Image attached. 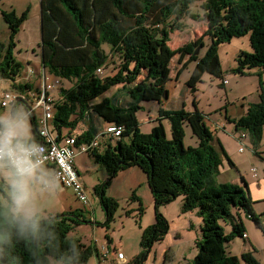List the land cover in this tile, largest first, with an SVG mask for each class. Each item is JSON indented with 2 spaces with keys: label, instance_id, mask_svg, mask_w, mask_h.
I'll list each match as a JSON object with an SVG mask.
<instances>
[{
  "label": "trees",
  "instance_id": "obj_1",
  "mask_svg": "<svg viewBox=\"0 0 264 264\" xmlns=\"http://www.w3.org/2000/svg\"><path fill=\"white\" fill-rule=\"evenodd\" d=\"M39 2L42 68L71 83L70 87L60 90L61 99L54 101L51 126L58 133L57 140H60L61 130H74L79 122L90 116V121L96 118L97 124L90 132L74 135L76 145L104 135L110 125L123 128L121 135L113 139L116 142L113 147L108 145L102 152L97 147L89 150L94 162L103 167L107 175L106 182L94 188L106 214L104 225L112 220L118 206L115 199L105 196V188L116 174L137 167L146 177L154 204V223L141 233L140 252L123 264H144L153 244L163 240L168 232V222L159 208L178 197H181L180 212H195L201 220L200 237L194 242L196 256L185 264H240L241 261L259 264L254 256L255 249L247 242L243 218L252 220L262 229L260 217L264 214H255V202L242 177L243 187L218 182L223 159L232 166L233 163L206 126L204 115L197 108L191 112L159 108L155 119L158 123L154 122L149 133H141L136 114L142 110L144 101L159 104L167 99L165 83L175 55L182 64L177 77L188 62H195L186 82L191 94L204 74L223 83L224 75L246 76L250 70L257 69L259 101L249 103L240 118H227L236 131L246 134L255 152L264 128V0ZM196 2L201 15L190 9ZM0 14L9 30V44L0 42V78L14 81L20 64L13 59L11 48L14 36L27 19L28 10L20 17L13 11ZM186 18L206 22L204 36L209 38V44L202 56L195 54L198 46L204 47L201 39L187 42L176 50L168 46L170 34L183 31ZM247 34L252 53L238 52L236 66L222 70L218 46ZM115 57L118 59L116 65ZM185 57L189 58L188 62L182 63ZM98 69H101L100 74ZM219 86L223 88L222 84ZM115 87L123 97L119 99L117 93L105 96ZM18 103H25V100L18 97L13 106ZM29 115L32 141L36 143L39 141L36 122L34 114ZM163 118L171 123L170 137L161 123ZM186 121L197 139L193 146L183 143V122ZM101 123L105 124L103 130ZM1 186L2 182L0 190ZM140 213L141 208L138 217ZM225 218L231 226L227 234L218 223ZM82 223L87 222L80 209L48 215L41 220V229L35 239L18 237L10 229L6 240L0 242V264H86L93 254L97 255V246L83 244L69 236ZM237 237L249 245L239 257L228 250L229 243Z\"/></svg>",
  "mask_w": 264,
  "mask_h": 264
},
{
  "label": "rangeland",
  "instance_id": "obj_2",
  "mask_svg": "<svg viewBox=\"0 0 264 264\" xmlns=\"http://www.w3.org/2000/svg\"><path fill=\"white\" fill-rule=\"evenodd\" d=\"M198 7L199 3L196 2L190 6V9L192 12L201 15ZM12 10H16L18 17L28 10L27 19L23 22L24 24L22 23L23 27L19 28V31L14 36V45L11 48V55L13 59L20 64L19 73L14 76V83L24 84L27 83L28 80L26 72L29 67L38 65L34 60H32L31 57L35 54L32 51L33 49L34 52L37 50L40 52V46L38 43L40 40V2L39 0H32L31 2L29 0H0V13L1 11ZM183 23V31H175L170 35V42L168 43V46L171 50H176L184 46L187 42L196 41L199 39L203 40V42H205L207 45L209 44V38L204 36V32L206 30V22L204 20L195 22L186 18L183 20ZM0 42L4 45L9 44V30L6 27L5 22L2 20L1 15ZM103 47L107 48L106 45ZM250 48L249 34L240 38H234L229 43H223L219 45L218 56L219 60H221L222 70L226 71L231 66L235 67V59L238 55V52H240V50L244 52H250ZM204 51L205 49L200 48L199 55H203ZM28 57L29 59L27 60ZM178 58L179 56L175 55L170 62L171 71L169 79L165 83V89L170 92V95H174L176 100H179L180 105H182L180 109H183L184 112L187 110H189L188 112H191L197 108L201 114L204 115V122L211 133H213L214 129V127L210 124L211 119L218 120L220 118L224 120L225 123L227 121V141H225L224 144L225 148L229 151L233 158L238 156L242 157L245 155L247 160L248 158L246 153L249 154L250 162H247V168L254 166L258 170L259 179L262 178L264 175V161L261 162L262 164L260 163V160L255 155L252 147L248 145V142L239 140V136L234 137V128L233 126L228 125L227 120V118L232 115L234 109L236 110V116L239 114L238 112L241 109L239 105L242 101V99H240V94H245L244 96L251 95L249 97L250 100L257 101L258 96L252 87V81L249 79H240L230 76V86L228 87V90L231 89V92L228 93L227 99L223 93V88L216 86L215 83L210 82V80H216V78H213L208 74H204L201 77L200 82L196 84V91L192 94L189 92L186 100L183 101L184 92L188 90L185 86V83L189 79L194 69L195 62H188V57H185V59L182 60V63H188L181 69L179 73V79H177L176 83L175 77L177 70L182 67V64L178 63ZM113 62H115L116 65V63H118V59L115 57V61ZM35 66L32 68L38 67ZM45 71L46 70H44L46 83L53 85L51 92H59L60 89L70 87V82L61 80ZM33 79L34 77H32V81ZM11 82L13 81L0 78V93L7 91L9 93L16 94L14 93V85ZM117 89L118 87L112 88L105 95L109 96ZM116 93L118 94L119 99L121 96L123 97V95H121L122 92L119 90H117ZM155 105L158 106L156 101H144L141 103L142 110H139L136 114L138 128L141 133L150 132L152 127L151 124H147V118L152 117L154 110H157V108L155 109L154 107ZM11 108L12 105H9L5 108L0 107V116L3 117L5 114L6 116L10 114ZM16 108L17 112H24V105L22 103H18ZM35 114L39 116V110H36ZM162 120L165 121V128L168 137H170L171 123L166 118H163ZM156 121L158 123L159 120H154L155 123ZM183 131L184 145H195L194 141H197V139L192 135L187 121L183 122ZM124 140L128 141V137H125ZM97 142L98 145L96 147L100 152L104 151L108 145L113 147L116 144V142L111 140L107 135H99ZM243 145L245 146L244 150L239 151V148ZM76 157L80 175L86 186L89 205L86 206V208L78 199H76L74 192L70 191L69 189L62 190L56 195L54 192L58 190L46 188L40 192L37 197L40 210V220L45 219L51 212H60L62 209H65L68 204L73 205L74 208L76 206L78 210H82L84 220L87 223H82L76 227L69 233V236L79 239L83 244L90 246L96 245L98 250L105 251L106 247L110 246L111 250L114 252V254L112 251V254H107L108 256L106 259L102 257V254L100 258H97V256L93 254L88 259L86 264L116 263V255L118 251L122 252L125 256V263H129L133 258H131V256L135 252L139 253L141 250V233L144 229L148 228L154 223V204L146 182L145 174L139 168H134L137 172H132L125 169L119 171L110 181V183L105 188V196L115 199L118 206L114 212L112 220L104 225L106 222V214L100 205L99 198L95 194L94 188L106 182V172L103 167L94 162L89 152L78 154ZM249 174L253 179H255L250 169ZM45 177L49 181V185H51V174L48 172ZM248 178L252 180L250 176ZM1 182L2 181H0V183ZM240 182L242 183V186H244L241 180ZM143 189L146 190V193L143 191ZM4 193L5 189L3 186H1L0 198H2ZM180 199L181 197H178L173 202L159 208L161 214L168 222V232L164 235L163 240L153 244L144 264H162L164 253L171 252V246L174 244L177 245L173 248L174 251H178L180 253V260L178 263L173 264H185L192 261L196 256L197 250L193 244V241L191 237L186 235L190 234L194 237L195 231L189 229V226H187V219L184 218L185 215H182L180 212ZM263 202L264 201L258 203V208L264 209ZM139 208H141V213L138 217ZM243 222L246 225L245 233L248 236L250 235L252 238V245L255 249L254 256L258 260L259 264H264V226H262V230L258 228L252 220H248L245 217L243 218ZM218 223L223 228L225 234L231 231L230 221L228 218L221 219ZM180 232L183 233L184 237L181 238L180 241H176V235ZM235 239L229 243L228 250L229 252H232L231 254H238L237 256L239 257L240 250L244 245V240L239 237ZM182 258H185L184 261ZM240 264L245 263L241 261Z\"/></svg>",
  "mask_w": 264,
  "mask_h": 264
},
{
  "label": "crops",
  "instance_id": "obj_3",
  "mask_svg": "<svg viewBox=\"0 0 264 264\" xmlns=\"http://www.w3.org/2000/svg\"><path fill=\"white\" fill-rule=\"evenodd\" d=\"M29 1L31 2L32 0H29ZM12 11L15 13L16 16L18 15L16 10H12ZM6 12H11V11H6ZM195 22H197V21H195ZM23 24L21 25L20 28L23 27ZM38 43H40V40H39ZM203 43H204V47L202 49L206 50L207 44L205 42H203ZM39 50H40V52L38 50L35 51V52H34V49L32 50L33 53H35V54L31 58H32V60H34L38 64V65H36L38 67L37 68H32V67L35 66V65H33L32 67H29V69L27 70V72H26L27 74L26 75H27V78H28V80H27L28 84L27 83H24V84H18L17 83L16 84V83H14L15 81L11 82L14 85V93H16L18 96L23 98L25 100V103H26L27 107H28V108L26 107L25 103H22L24 105V113H25V115L27 117V120H28L31 139L33 137V132H32V129H31V118H30V115L28 114V111H29L30 108L33 107L34 98L38 94V92L40 90V87H41V84H42V79H41L40 73H41V69H43V68H42V63H41V49H39ZM250 52H251V48H250ZM28 59H29V57L27 58V60ZM220 63H221V60H220ZM233 67L234 66L229 67L228 70L233 68ZM257 73H258L257 69H252V70L249 71V74L246 75V76L231 75V74L230 75H224V80L225 81L223 83H222V81H219V80H210V82L215 83L216 86H219V85L222 84L223 85V93L225 94L226 98L228 99V93L231 92V89L228 90V87L230 86V82H229L230 76L236 77V78H240V79H249L250 81H252V87H253L254 91L256 92V94L258 96V77H257ZM44 75H45V73H44ZM32 77H34L33 81H32ZM177 79H179V76L175 77V82L176 83H177ZM35 81H37V82H35ZM185 86H186V83H185ZM24 89L25 90L27 89V91H24ZM116 91H113V93H111V95L116 93ZM166 91L168 93L167 99L166 100L165 99L162 100V102L159 103L158 106L155 105L154 107H155V109L157 108V110H154V113H153L152 117L147 118V122H148L147 124L148 125L151 124V127H153L154 124H155L154 120L157 118V114H158L157 112H158L159 108H162L163 110H166V111H175V110H179L182 107V105H180V103H179V100H176L174 95L173 96L170 95V92L168 90H166ZM4 92H7V91H4ZM2 93H0V98H1ZM180 93H181V91H180ZM188 94H189V90L184 92V95H183V99L184 100L183 101L186 100V97L188 96ZM51 95H52L54 101H57V100L61 99L60 91L59 92L58 91L51 92ZM244 95L245 94H240V96H241L240 99H242V101H241V103L239 105L240 108H241L240 111L238 112L239 114L236 116V114H235L236 110L234 109L232 115L229 116L230 119H238V118H240L241 116H243L246 113L247 106H248L249 103H256V102L259 101V98H257V97H256L257 101H255V100H250L249 97L251 95H249V96L248 95L244 96ZM96 100H98V99H96ZM16 106L12 105L13 110H10V114L7 115L8 117L12 116L14 113L17 112ZM187 111H189V110H187ZM35 112L33 114H34V119H35V122H36V126L38 127V120H39V118L41 116V113L39 112V116H37L35 114ZM2 115H4V114H2ZM7 116L5 114L3 117H7ZM90 119H91V116L90 117H86L83 121L79 122L78 125L76 126V129L74 131L73 130L69 131L67 129L61 130V133H60V136H59L60 140H61V138L65 137V136H68V135L74 136V135L80 134V133H82L84 131H89L90 132L94 128V126L97 124L96 118H93L92 122L90 121ZM161 123L163 124V126L165 128V126H166L165 121L162 120ZM226 123H227V121H226ZM226 123L224 122V120H222L220 118L218 120H213V119L210 120V124L214 127L213 133H214L215 138L221 143V145H222L223 149L225 150L227 156L229 157V159L233 163V166H232V165L229 164V162L226 159H223L222 165L219 168V175H218V179L217 180H218L219 183H232V184H236V185H238L240 187H243L242 183L240 182V180H241L240 178L242 177L244 179V181L246 182L247 192H248L249 196L251 197L252 201L255 202L254 205H253V210H254L255 214H257V215L262 214V213L264 214V209L258 208V203L261 202V201H264V175H263L262 178L259 179L258 170L254 166H251L250 168H247L248 167L247 166V162H250L249 154L246 153V156L248 158L247 160L245 158V155L242 156V157L238 156V157L233 158L231 156V154L229 153V151L225 148L224 144H225V141H227V134H226L227 124ZM99 125L101 127V130H103L105 124L101 123ZM228 125L233 126V128H234L233 130H234V133H235L234 137H236V136L238 137L241 132L236 131L235 127H234V125L232 123L228 122ZM165 131H166V128H165ZM51 132H52L53 135L58 136L57 131H55L52 126H51ZM166 133H167V131H166ZM244 141L248 142V145L250 147H252L250 142L247 139L244 140ZM97 145H98V142H96V146ZM252 149H253V147H252ZM255 155L260 160V163L262 161H264V128H263V131H262L261 141H260L258 147L255 149ZM76 160H77V157H75L74 165H75V167H76V169H77V171H78V173L80 175V172H79V169H78V166H77L78 164H77ZM134 168H137V167H132V168H129L127 170L132 171V172H137V171H135L136 169H134ZM249 169H250V171H251V169L255 170V173L254 174L252 173V175L257 180L253 179L252 176L249 174ZM41 170L44 173V175H46L48 172L51 174V185H49L47 188H51V189L53 188V190H58V191H55L54 194L57 195L62 190H68L69 189L67 187H62L61 185L56 184V182H55V180L53 178L54 168L51 165H43V166H41ZM129 171H125V172H129ZM249 176L252 178V180H250L248 178ZM80 178H81V181L83 182V179H82L81 175H80ZM84 185H85V183H84ZM69 190L72 191L71 189H69ZM143 191H145V193H146V190L143 189ZM180 206H181V199H180ZM76 209H77L76 206L74 208L73 205L68 204L65 207V209H62L60 212H54V213L51 212L48 215L65 213V212L73 211V210H76ZM184 215H185L184 218L187 219V224H188L187 226H189L190 230L195 231V236L193 237L190 234H186V232H185V234L188 235L189 237H191V239L193 241V244H194L195 240L200 236V230L199 229H200V225H201V220H200V218H198L196 216L195 212L185 213ZM245 228H246V225H245ZM246 236H247L248 244L253 246L252 245V238L250 237V235L248 236L246 234ZM183 237H184L183 233L180 232L179 234L176 235V238H177L176 241H180V239L183 238ZM249 245H247V244L243 245L242 249L240 250V255L244 251L249 249ZM176 246L177 245H175V244L172 245L171 246L172 247L171 252L164 253L162 264H173V263H178L179 262V260H180L179 254L180 253L178 251H174V248H173V247H176ZM106 249H108V251H109V253H107V254H112V253L114 254V252L111 250L110 246L106 247ZM111 251H112V253H111ZM102 253H104L103 250H98L97 251V255L96 254L95 255L97 256V258H100ZM230 253H232V252H230ZM137 254L138 253L135 252L131 256V258L135 257L134 255H137ZM232 255L237 256L238 254H232ZM107 256H105V259H106ZM184 259L185 258H182L183 261H184Z\"/></svg>",
  "mask_w": 264,
  "mask_h": 264
},
{
  "label": "clouds",
  "instance_id": "obj_4",
  "mask_svg": "<svg viewBox=\"0 0 264 264\" xmlns=\"http://www.w3.org/2000/svg\"><path fill=\"white\" fill-rule=\"evenodd\" d=\"M40 147L30 137L27 117L18 111L0 117V242L9 230L18 237L35 239L41 229L37 197L49 186L41 170Z\"/></svg>",
  "mask_w": 264,
  "mask_h": 264
},
{
  "label": "built area",
  "instance_id": "obj_5",
  "mask_svg": "<svg viewBox=\"0 0 264 264\" xmlns=\"http://www.w3.org/2000/svg\"><path fill=\"white\" fill-rule=\"evenodd\" d=\"M101 73V69L97 70ZM42 84L38 94L34 98V105L29 109L28 114L34 113L39 110L41 116L38 120V139L36 142L40 147L41 152V166L51 165L54 168L53 178L55 182L71 189L74 192L76 199H78L85 207L88 206L87 193L85 187L81 182L80 175L74 165L75 157L78 154L89 152L90 149L96 147L98 136L92 139L89 143H81L76 145L73 136H65L61 141L57 140V136L51 132V120L54 111V99L51 95L53 85L47 84L45 81L44 70L41 69ZM20 97L17 94L3 92L0 98V107L5 108L13 103ZM21 98V97H20ZM23 99V98H22ZM123 128L110 125L106 128L104 135H107L111 140L118 138L121 135ZM103 135V134H101ZM239 140H246V134L241 133ZM244 145L239 148V151L244 150ZM255 173L254 169H251ZM262 226H264V215L260 217ZM108 249L102 253L105 256ZM126 259L122 252L116 255V262L118 264L125 263Z\"/></svg>",
  "mask_w": 264,
  "mask_h": 264
},
{
  "label": "water",
  "instance_id": "obj_6",
  "mask_svg": "<svg viewBox=\"0 0 264 264\" xmlns=\"http://www.w3.org/2000/svg\"><path fill=\"white\" fill-rule=\"evenodd\" d=\"M199 50H200V47L198 46V47L196 48V50H195V54H196V55H198ZM11 110H13V107L11 108Z\"/></svg>",
  "mask_w": 264,
  "mask_h": 264
}]
</instances>
